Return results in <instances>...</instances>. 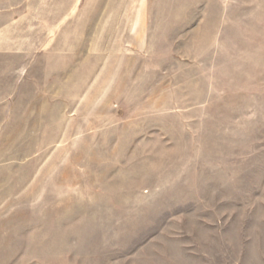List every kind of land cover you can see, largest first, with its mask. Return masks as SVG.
<instances>
[{
	"label": "rangeland",
	"instance_id": "374dc122",
	"mask_svg": "<svg viewBox=\"0 0 264 264\" xmlns=\"http://www.w3.org/2000/svg\"><path fill=\"white\" fill-rule=\"evenodd\" d=\"M183 1L0 0V264H264V0Z\"/></svg>",
	"mask_w": 264,
	"mask_h": 264
},
{
	"label": "crops",
	"instance_id": "0c3cea01",
	"mask_svg": "<svg viewBox=\"0 0 264 264\" xmlns=\"http://www.w3.org/2000/svg\"><path fill=\"white\" fill-rule=\"evenodd\" d=\"M67 1L70 3L64 4L62 6V8L61 9L59 8V10H57L56 12L53 11L52 12L53 14L51 13L52 16H49L48 14H43L42 15L43 19H48L49 17L54 18L56 15L57 19H58L57 21L59 22L60 21V15L62 17L67 15V17H70L69 19H71V16H74V14L76 15L77 11L81 12V10H83L84 14L86 13L85 11H88V12L91 11V3H88V2H91L92 0H67ZM80 2H83V3H80ZM141 2H142L141 4H145L148 6L155 7L153 9V12H151V13L150 12L149 13H130V14H126V15L123 13L116 14L113 16L114 18L112 19V21H114V24H112L110 26V28H109L108 24L104 25V26H102L101 30L102 31H104V29L107 31L109 29H110V31L115 30L116 36H117L118 32L123 31V28H124L123 22L125 20H130L131 22H141V21L142 22H144V21L145 22H158V23H162V24H159V27L155 28V30H157V31H160V32L164 31L165 32V31H171V30L178 29L179 31H181L183 33V21L189 20L187 17H183V6L198 5L200 3L198 1L187 3L186 1H183V0H146L145 3H143V0H141ZM218 4L219 5H228L230 3L227 1H223V0L220 1L219 0ZM88 6H90V7H88ZM81 7H83V8H81ZM125 17L126 18L128 17L129 19H126ZM69 21L70 22L73 21L72 24L69 23V26H71V25H73V26L68 27V30L69 31L70 30L75 31L76 30V24H75L76 20L73 19V20H69ZM172 23H174V25ZM72 35L74 37L75 34L69 33L68 37H71ZM154 39H155V37H154ZM154 41H156V39ZM76 42L74 40L72 41L74 49L79 47L77 45L75 46ZM114 42L115 43H114V45H112V47H115L118 50V47H120V45H122V44H118L117 40H115ZM162 42H163V44L165 43V41H162ZM181 42L183 43V39ZM72 44H69V45H72ZM70 47L67 49L69 53H72V54L81 53L80 51L73 50ZM85 48H86V46H85ZM87 48L89 49V53H92V50H90V47H87ZM117 50H116V53L118 52ZM56 58L59 61V58L58 57H56ZM85 58L86 57L79 58L78 63L83 68H86V67L88 68L89 63L91 62V58L90 59H85ZM49 63H51V66L49 67L51 69V72L52 71L56 72L57 69H60L59 63L56 62L54 58H53V62H49ZM67 67L69 68L71 66H67ZM56 73H58V72H56ZM74 85H75V71H73V82L68 83V86H74Z\"/></svg>",
	"mask_w": 264,
	"mask_h": 264
}]
</instances>
